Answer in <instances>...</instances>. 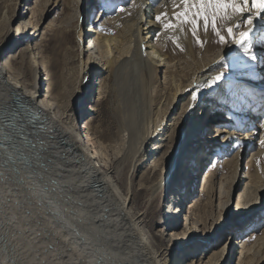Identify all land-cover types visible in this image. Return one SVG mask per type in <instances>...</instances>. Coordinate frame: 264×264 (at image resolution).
Wrapping results in <instances>:
<instances>
[{
  "label": "bare ground",
  "instance_id": "1",
  "mask_svg": "<svg viewBox=\"0 0 264 264\" xmlns=\"http://www.w3.org/2000/svg\"><path fill=\"white\" fill-rule=\"evenodd\" d=\"M48 1L50 2V0L36 1V7L31 9L32 17L29 22V24H32L31 28L35 27L34 29H36L35 17L39 9L42 10L43 6L49 3ZM73 1L79 13L85 12L86 14L90 11L94 2V0H87L85 3L83 0ZM109 1H111V5H124L128 0ZM155 1L132 0L130 5L126 8L123 6L115 16L109 19L105 18L106 20L102 21L105 25L97 22L108 11H103L101 8L103 12L99 9L100 14L98 13L99 16L94 18L92 23L97 22L95 30L89 29L90 25L83 29L81 21L75 24L77 26V47L81 60L82 53L89 51V58L92 59L95 55L101 62L99 63L102 66L105 80H100L98 87L95 88L97 100L103 98L104 91L108 88V85L114 96L119 97L120 95L123 99L126 115L125 117L123 116L124 121L118 136L119 138L127 136L128 145L123 155H121L119 162L121 167L119 168L111 166L108 170L107 168L104 170L101 164L96 162L97 158L100 157V153L97 152V146L94 141V132L97 124L93 118H86L80 124L79 133H74L73 131L72 133L70 129L69 131L66 129L61 114L59 113L58 115L55 107H53V100L57 95V87L47 56L37 57L39 59L41 57V60H38L33 67L34 83L31 88H28L25 80L22 81L24 76L19 77L21 74L15 75L18 68L14 62L9 63L7 60L1 62L6 49L2 47L3 45H0V264H37L38 255L34 256L35 253L32 250H28L27 243L29 240L23 238V235H31L32 237H30L34 240L43 241L54 248L59 253L58 257L51 256L50 258L56 259L52 261V263L56 261V264H107V257L111 258V256L107 253L108 251L105 252L102 249V245L105 244L108 247L109 243L123 244L122 247L129 254L128 258H126L127 264H232L234 253L240 254V251L241 254L236 257L239 258L237 264H260L264 261V236L261 237L260 234V230L263 228L260 225L264 221V215L262 214L264 206H259V202L255 199L252 190L254 182L259 178L257 172H259L261 165L264 164V133L261 135L259 147L255 153L258 170L253 176L248 175L247 177L248 191H244L240 195L242 198L244 197V203L238 202V207L240 208L237 211L238 217L234 221L221 222L219 224L220 228H216L214 235L210 236L208 234L207 238L202 241L203 248L199 255H192L184 261V252L189 246L196 243L199 238L184 242L179 252L167 249L166 252L163 253L161 251L159 253V251L151 248L149 241L142 233L141 225L145 222L146 216L152 211H139L136 191L132 186L134 184L133 174L138 162L141 161L139 157L146 146L148 145L147 148H152L151 144L155 143V140L158 141V136L160 135L158 131L166 126V116L171 112L177 98L184 97L186 93H190V95L189 102L185 103V106H187L185 111L191 114V117H195V120H190L183 132L179 131L178 128L180 127L176 125L177 123H174L176 127L166 134L167 143L165 144L167 148L172 146L175 148L174 155L170 157L171 159L167 158L168 156L165 155L167 151H165L160 158L161 163H155L151 167L155 170L154 174H147L148 178L146 180L150 181L151 184L138 186V189L148 187L154 195V199H156L167 183L172 185L180 179L178 177L180 170L178 171L177 167L187 154V159L190 160L189 174L194 176L199 173V178L197 177L196 180V195L186 203L188 204L186 220L187 222L190 221L191 213L197 208L202 211L199 218L201 223L210 214L214 213L215 206L213 205L214 199L213 201L211 200L212 197H209L208 202L204 204H201L198 199L199 195L203 197L210 190V187L213 186L216 170L215 166H213L207 171L204 169L201 174L199 172L204 161L210 155V152H205L206 154H204L210 141L200 138L198 149L194 148V145L192 146L191 142L207 127V118H196L193 113L205 96L204 101L216 107L215 110H217L215 112L216 115L211 116V122H213V128L216 131V134L209 136V140H214L211 141V144H216L213 146L212 152L218 151L219 146L224 147L230 142L228 136L222 135L223 132H228L224 129L225 126L222 127L221 125L225 122L222 118H226L227 115L223 114L222 111L220 113L218 111L219 108H217L222 106L221 104L226 97L223 94H219L218 98H214V96L223 81L228 79L235 81L236 77L235 74H228L225 71L214 72V70L224 62L229 53H237L243 50L242 47L233 42L227 50L221 52L217 59L210 60L197 67L191 77L184 78L177 71L178 68H175V72L170 79L175 86V90L170 95L172 99L169 101V108H166L168 112L165 117L160 114L153 117L150 114L153 108L148 105L149 92L152 91V87L157 81L158 71L163 66H166L167 62L171 61L168 55L166 57L162 56L158 42L152 44L150 41V38L157 32V27L167 20L171 2L162 0V4L160 3V6L154 9L153 14L151 13L149 20L146 21V9ZM132 11L135 20L129 23L127 27L120 29L119 23L121 24V19L125 16L124 13L127 14ZM165 12L167 16L158 22L155 19L156 15ZM251 12L255 13L256 9H251ZM27 23L25 27L29 25ZM253 24L254 29L249 34V39L257 33H264V13L260 17H254ZM185 32L187 33L186 36L177 35L171 45L177 52L184 51V53L187 52L188 55L192 56L191 31L185 30ZM94 33L96 36H93L94 38L89 40V45L84 48V45H82V42L84 43L83 37L86 38V34L88 37ZM161 39L162 35L159 36V41ZM247 43H250V41L248 40ZM148 48L150 51L146 52ZM263 51L264 49H260L261 53ZM133 63L134 68L139 66V71L144 70L142 72L144 74L142 76L145 79L144 83H142L143 81L134 82L138 70L133 71ZM176 63L173 64L174 67H177ZM94 71L97 72L98 69ZM220 72H223L224 75L219 82L212 86H205ZM38 74L41 75V79L42 74L46 75V78L43 79V81L46 80L44 100H39L40 89L36 80ZM136 85L143 105V114L138 121V133H135L133 119H131V116H133L132 106L134 104L133 89ZM197 87H199L197 100L193 101L192 92ZM252 93L253 97L249 98V101L250 103L252 102L251 106L257 104L253 112L256 115L264 110V88L253 89ZM64 113L66 112L64 111ZM262 126L259 125V127L264 128ZM256 133V131H246L236 137V132H228L229 138L235 139L236 137V140L249 145L253 144ZM176 144L177 148L175 147ZM110 146L108 145L107 147ZM191 148L194 149L191 150ZM199 149H201L200 153ZM188 152L193 153L192 158H188L190 154ZM129 164L132 173L129 172L127 174ZM116 174L118 179L115 178ZM66 177L73 181L74 191L80 193L82 200H84V207H80L81 209L77 208L78 206L76 210L74 208L69 209V207H66L67 205H62L63 198L69 194V190H66L64 186H56V184L58 180L66 179ZM125 177H127V191L129 194L131 193L126 198L122 197L116 186L117 183L124 185ZM237 180L238 176L233 180H228L225 183L226 185L224 184V187H221L217 193L216 189L214 190L215 197L218 196L219 198L218 208L228 204L231 188ZM242 180L244 179H240L239 184ZM187 185L185 179H181L178 186H175L174 183L173 187H171L173 189L177 187L175 193L182 192L184 198L181 197V194L172 198V202L175 204L173 210L171 211L170 208L167 216L157 221L161 225L163 224L164 227L175 224L169 221L178 216L177 210L180 209L183 201L188 197L190 191L185 190L189 187ZM236 189H238V186ZM226 195H228V200L226 198L222 199ZM75 197L76 199L74 198V200L76 201L77 196ZM68 201L70 202V199ZM76 202L80 203L81 201ZM72 203L75 202H71V205ZM159 209L161 210L162 208L160 207ZM240 211L243 213H240ZM256 212H259L262 216L257 220H253V226H241L242 223H247L250 218H254ZM239 228H245V230L242 231L240 229L239 234H241L238 237ZM226 230L230 231L227 237L219 245H214L219 238H222ZM246 230L247 233L243 234ZM175 238L179 239L177 236ZM125 243L128 244L127 247ZM236 244L239 252L235 251ZM43 245L45 247L44 243ZM208 248L211 249L202 256L203 251ZM98 251H101L104 256L98 257L100 254V252L98 254ZM63 255L65 257H62V262H57V259H61ZM259 255L262 256L260 261L257 260ZM39 262H41L40 259ZM233 264H236V261Z\"/></svg>",
  "mask_w": 264,
  "mask_h": 264
},
{
  "label": "rangeland",
  "instance_id": "2",
  "mask_svg": "<svg viewBox=\"0 0 264 264\" xmlns=\"http://www.w3.org/2000/svg\"><path fill=\"white\" fill-rule=\"evenodd\" d=\"M36 1L0 0V45H3L2 47L6 49V53L4 54L1 62H5L6 60L9 63L14 62V64H16L18 68V71L15 73V75L21 74L19 77L24 76L22 78V81L25 80L28 88H31L32 84L34 83L33 67L35 64H37L38 60H41V57L40 59L37 57L44 55L47 56V59L50 61L49 67L54 73L57 87V95L53 100V107H55V111L58 112V115L59 113L61 114L62 119L64 120L62 121L63 124H65L66 129L68 131L70 129V132L73 131L74 133H79L80 124H82V122L85 121L86 118H93L95 123L97 124L94 132V141L95 145L97 146V152L100 153V157L97 158L96 162L101 164L104 170L106 168L108 170L111 166H116L118 168L121 167L119 163L122 157L121 155H123L128 145L127 136L125 138H119L118 136L120 129H122V124L126 115L124 111V103L122 102L123 99L120 97V95L119 97H117L116 95L114 96L111 90H109L108 85V88H106V90L104 91L103 98L97 100L95 88L98 87L100 80H105L104 73L101 68L102 66L100 65L101 62L95 55V57L93 56L92 59L89 58V51H85L82 53L81 60L77 47V26H75V24L81 21V26L83 29L87 28V26L90 25L89 29L95 30L97 22L98 24L103 23V25H105L104 22H102L105 18L109 19L115 16L118 11L123 8V6L124 8H126L128 5H130L132 3V0L126 1L124 5H111V1L109 0H94L92 5L89 4L91 5V9L87 14L85 12L79 13L78 9L75 8L74 1L72 2V0H50V2L48 1V4L43 6L42 10L39 9V12L35 17L37 27L36 29H34L35 27L31 28L32 24H29V22L32 17L31 9H34L36 7ZM83 1L84 3L87 2V0ZM162 2V0H156L146 9V21L149 20L151 13L153 14L154 9L160 6V3L162 4ZM168 2H171V4L169 5L170 7L168 17L167 20L163 23L167 22L168 19L172 17L174 10H182L183 7V5L180 3V0H169ZM101 8L103 11H108L97 22L92 24L94 18H97V16H99V11L101 10ZM132 14L133 11L127 14L124 13L125 16L122 17L121 24L119 23L120 29L127 27L129 23L135 20V17ZM241 19L242 17L240 14L231 15L230 18L226 19H218L217 27L221 31V34L227 37V27L236 25V23L238 21H241ZM173 22L175 23V21ZM26 23L29 24L27 27H25ZM163 23L157 27V32L150 38V41L152 44L158 42V47L160 51H162V56L166 57L168 55L169 58H171V61H169V63L167 62L165 64L166 66H163L160 71H158V78L156 83L154 84L155 88L152 87L154 90L152 89V91L149 92L148 98L150 99H148V105L153 108L150 111V114L153 117H156L158 114L165 117V114H167L168 112L166 108H169V101L172 99V96L170 95L175 90V86L171 83L172 81L170 80L172 74L175 72V68H178L177 71H179V73L182 74L184 78L191 77L192 73L196 70L197 67L201 66L205 62L217 59L223 50H227L231 46V44H233V40L231 38H228L225 42H221L219 40V37L215 35L211 30V27H209L207 31H204L203 25L201 23L200 30L198 31V38H194L191 33V47L193 49L192 56L188 55L187 52L184 53V51L177 52L171 45V43H173L172 41H175L174 39L177 37V35L186 36L187 33L185 32V30H190L188 26H184L183 29H164L162 27ZM248 27L249 26L247 24H242L241 27L235 29V31L238 35L240 31H244L248 29ZM34 31L35 33L33 34ZM160 35H162V39L159 41ZM93 36H96V34H90L88 37L86 34V38L83 37L84 43L82 42V45H84V48L89 45V40L94 38ZM249 41L251 47L248 52H245L243 49L242 51L237 53H229L227 56L228 58L226 57L224 62L215 68L214 72L225 71L228 72V74H235L236 80L233 81L231 79H228L223 81L220 85L221 87H219L216 91L214 98H218L219 94H223V96L226 97L224 102H222L221 104L222 106L217 107L220 109H218L220 113L222 111L223 114L227 115L226 118H222L226 122H223L221 124L222 127L225 126L224 129H226L230 133L236 132V137L237 135H242L246 131H256L257 133L254 137L253 144L249 145L245 142L236 140V137L235 139L229 138L228 132H223L222 135L225 137L228 136L230 142L224 147L219 146L218 151L212 152L214 148L213 146L216 144H211V141L214 140H209V136H211V134H216L215 128H213L214 124L213 122H211V116L216 115V107L211 106L210 103H206L204 101V96L193 113V115L196 116V118L198 117L199 119H203L204 117H206L207 127L205 130H203V132L200 133L197 138L194 139V141L191 142L192 146L194 145V148L198 149L200 138H203L208 142L210 141V144L208 143L206 151H204V154L210 152V155H208L207 159L204 161V164L199 172L201 174L204 169H206L207 171V169H211V167L213 166H215L216 170L213 186L210 187V190L206 192L203 197L199 195L198 199L200 200L201 204H204L205 202H208L209 197H212L211 200L213 201L214 199L213 205L215 206L214 213L210 214L209 217L201 223L199 221V218L202 214V211L197 208L191 213L190 221L188 220L189 222H187L186 220V217L188 216V204L186 203L196 195V180L199 174H195L194 176L192 174H189L190 160L187 159V154L182 160V163L178 164L177 170H180V174L177 175L180 179L174 183L175 186H178L180 180L185 179L186 185L188 184L187 186H189L188 189L185 190H189L190 192L188 191V197L185 198L183 204L180 206V209L177 210L178 216L175 219H172V221H169L170 223H175L173 226L168 225L164 227L163 224L161 225L157 221L165 218L167 216V213L170 211V208L171 211L173 210L175 204L174 202H172V198L174 196H178V194H181V197L184 198L182 192L178 194L175 193L177 191V187L176 189L171 188L173 187L174 183L172 185L167 183L165 185V188H162L156 199H154V195L148 187L138 189V186L141 187L142 185L146 186L147 184H151L150 181L146 180V178H148L147 174H154L155 170L151 167L155 163H161L160 158L162 155H164L165 151H167V153L165 154L166 156H168L167 158H170L174 155L175 148L173 146L167 148L165 145L167 143L166 134L172 128L176 127L174 123H177L176 125L180 127L178 128V130L183 132L189 121L195 120V117H191V114H188V112L185 111V108H187V106H185V103L189 102L188 99L190 93H186V95H184V97L182 98L178 97L171 109V112L168 114V116H166V126L158 131V133H160V135L158 136V141H160V139L162 140L160 142L155 140V143L151 144V147L153 149L147 148V145L145 150L139 157L141 161L138 162V166L134 172L135 176L133 174L134 184L132 186L136 191V201L137 206H139V211L143 212L151 210L153 212L149 213V215L146 216L145 222L141 225L142 233L149 241L151 248L155 251H159V253L161 251H163L164 253L167 251V249H170V251L176 250L177 252H179L184 242L190 239L197 240L199 238L196 243L189 246L184 252V261L190 258L192 255H199L203 248L202 241L207 238L208 234H210V236L214 235V231L217 230L216 228L219 227V224L221 222L236 220V218L238 217L237 211L240 209L238 207V202H242V204L244 203V197L242 198L240 195L244 191H248V175L253 176V174H255L258 170L255 153L258 150L261 135L262 133H264V128L259 127V125H263L262 127H264V118H261L262 115H264V110H262L259 114L254 115L253 112L257 104H253L251 106L252 102L250 103L249 101V98L253 97V89L264 88V69H262L264 67V51L262 53L260 52V49H264V33L255 34L249 39ZM147 51H150L149 48L146 50V52ZM39 52L40 54H38ZM252 54H255V56L257 57L256 60L251 59ZM174 63H176L177 67L173 66ZM132 69L135 72L136 69H139V66L134 68L133 63ZM94 70H96L97 72H95ZM142 72H144V70H138L137 75H135L134 82H145V79L142 76L144 74ZM45 78V74H42V79L41 75L39 74L36 78L40 89L39 100L45 99L46 80L43 81V79ZM37 94L39 96V92ZM133 96L134 104L133 106L130 105L132 106L133 116H130L131 119H133L134 131L135 133H138V121L139 119H141V116L143 114V105L138 95L137 85L133 89ZM64 111L66 113H64ZM68 114L70 115V117ZM108 145L111 146L107 147ZM175 147L177 148V144ZM194 148H191V150H193ZM200 151L201 149H199V153ZM190 152H188V154ZM190 154L188 158L193 157V153L191 155ZM262 165L259 172H257L259 178L254 182V186L252 188L255 199L259 202L260 207L264 206V164ZM130 168L131 166L129 164V167L127 168V174H129V172L132 173V170ZM115 176V178L118 179L117 174ZM237 176L238 180L231 188L228 204H226L225 206L223 205V207L221 208H218L219 198L218 196L215 197L214 190L216 189L217 193V191H219L221 187H224V184L227 183L228 180H233ZM124 179V185H120L119 183H117L116 186L122 197L126 198L129 197L131 193L129 194V192L127 191V177H125ZM240 179L244 180H242V182H240L239 184ZM56 186H64L66 190H69V194L63 198L64 200L62 199L64 201H62V205H67L66 207H69V209L74 208L75 210L77 208L81 209L80 207H84V200H82L83 198H81L82 196L80 195V193L74 191V183L72 180H70L69 177H66V179L58 180ZM237 186L238 189H236ZM213 191L214 195L212 194ZM75 196H77L76 201H81L80 203H77L74 200V198L76 199ZM67 198L70 199V202ZM225 198L226 200H228V195L222 197V199ZM72 200L75 203H72L71 205V202H73ZM160 207L162 208L161 210L159 209ZM262 212V214L264 215V211ZM240 213L243 212L240 211ZM260 216L262 215L259 212H256L254 218H250L247 223H242L241 226H253V220H257ZM263 225L264 221H262L260 225V227H263L260 230L261 237L264 236ZM240 229L241 228H239L237 232L238 237L241 234H239V232L241 230H245V228L241 230ZM229 232V230H226L222 238H219L214 245H219L221 242H223ZM246 233L247 230L246 232L244 231L243 234ZM30 236L31 235H23V238L29 240V242L27 243L28 250H32L33 253H35L34 256L36 254L38 255L36 256L40 259L41 262H39V259L37 258V264H56V261L52 263V261L56 259H51L50 257H58L59 253L54 248L50 247L47 243L39 240L36 241L31 238L32 236ZM175 236H177L179 239H176ZM235 240L237 241V239ZM43 243L45 244V247H43ZM108 245V247L105 244L102 245V249L105 252L108 251L107 253L111 256V258L107 257L106 263L127 264L126 258H128L129 254L126 252V249L122 247L123 244L121 245L118 243H109ZM125 245L127 247L128 244L125 243ZM35 248H37L38 250ZM209 249L211 248L203 251L202 256H204L209 251ZM237 249L238 248L236 244L235 251L239 252V249ZM45 251L49 253H46ZM99 252L101 255L99 254ZM235 253L232 257V264L235 263V261L236 264L238 263L239 258L236 257L239 253ZM98 254V257L104 256L101 251H98ZM64 255L66 256V254ZM64 255L61 256V259H57V262L61 263L63 259L62 257H65ZM257 260H262V256L259 255ZM260 264H264V261H262Z\"/></svg>",
  "mask_w": 264,
  "mask_h": 264
},
{
  "label": "snow or ice",
  "instance_id": "3",
  "mask_svg": "<svg viewBox=\"0 0 264 264\" xmlns=\"http://www.w3.org/2000/svg\"><path fill=\"white\" fill-rule=\"evenodd\" d=\"M180 3L183 5L182 10L173 11L172 17L163 23L162 27L164 29H183L184 26H188L193 37L198 38V31L202 23L204 31H207L211 27V30L219 37L221 42H225L228 38H231L245 52H248L251 47L250 43L247 42L249 34L254 29V17H260L264 13V0H180ZM253 8L256 9L255 13L251 12ZM246 13L248 14L245 15ZM235 14H240L242 20L238 21L234 26L227 27L226 37L218 29L217 21L218 19L230 18L231 15ZM165 16H167L166 12L157 14L155 19L160 22ZM242 24H247L249 27L246 31H240L237 35L235 29L240 28ZM251 59H257L255 54L251 55ZM223 75V72L218 73L205 86L215 85L223 78ZM198 92L199 87L192 92L193 101L197 100Z\"/></svg>",
  "mask_w": 264,
  "mask_h": 264
}]
</instances>
